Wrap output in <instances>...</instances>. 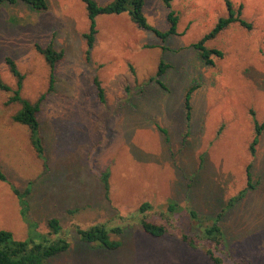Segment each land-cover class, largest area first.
I'll list each match as a JSON object with an SVG mask.
<instances>
[{"label":"rangeland","instance_id":"obj_1","mask_svg":"<svg viewBox=\"0 0 264 264\" xmlns=\"http://www.w3.org/2000/svg\"><path fill=\"white\" fill-rule=\"evenodd\" d=\"M45 2L44 10L23 2L0 5V78L15 89L8 56L24 74L21 96L35 101L45 94L38 119L46 163L28 128L11 118L20 104L6 105L12 93L0 90V147L12 145L11 157L24 159L18 172L2 159L0 167L25 193L37 230L46 232L50 217L71 230L132 213L145 201L156 209L172 198L205 216L220 213L230 255L242 264H264V128L254 155L248 149L252 114L264 120V0H173L170 9L161 0H144L147 21L161 31L169 27L168 10L175 12L176 34L162 42L126 12L101 14L88 57L83 0ZM227 2L242 4L251 28L231 23L207 40L205 46L221 55L205 64L191 44L228 15ZM49 43L63 51L51 91L49 67L35 47ZM161 62L168 65L159 76L163 86L148 82ZM191 86L187 123L183 98ZM105 170L107 194L100 180ZM19 210L18 197L0 180V229L22 240L27 224ZM123 225L118 249L73 239L45 264H211L172 236L155 238L137 224Z\"/></svg>","mask_w":264,"mask_h":264},{"label":"trees","instance_id":"obj_2","mask_svg":"<svg viewBox=\"0 0 264 264\" xmlns=\"http://www.w3.org/2000/svg\"><path fill=\"white\" fill-rule=\"evenodd\" d=\"M173 0H161L166 8L170 9ZM23 2L34 10H44L45 0H0L2 3ZM85 3L86 14L89 22L86 39V54H90L93 47L96 28V17L101 14H120L128 13L131 20L141 29L153 32L162 42L172 34H176L178 17L173 10H168L167 21L169 27L161 31L149 24L143 11L144 0H111L105 4H99L96 0H83ZM228 15L219 17L215 25L204 34L198 41L191 44L197 51L205 64L212 63V56H220L221 52L216 48H208L205 42L217 36L222 30L231 23H238L244 28H251V23L242 17V4L234 8L227 2ZM37 51L43 55L49 67V86L48 91L53 87L54 67L63 57V51L55 49L50 43L45 46L35 45ZM5 63L10 73L15 78V89H12L0 78V90L11 92L5 104L17 102L20 108L12 115V120L23 124L28 128L29 139L37 157L46 163L42 137L40 134V123L38 112L41 108V101L45 94L37 100L30 101L20 94L24 74L20 72L15 61L10 57H5ZM168 65L161 62L155 76L148 82L154 81L163 86L159 76L163 74ZM93 84L99 101H104V90L95 76ZM195 86L187 88L184 93L183 105L187 123L191 119L192 105L191 96ZM253 137L249 143V152L255 153V146L259 141L260 134L264 128V120L259 123L252 114ZM249 165L246 168V178L250 184ZM109 172L105 170L100 175L105 194L108 193ZM0 180L7 182L11 190L19 199V214L27 224V236L25 239L17 240L13 234L4 229H0V264H45L55 255L69 250L73 239L88 243L92 247L105 248L109 250L118 249L121 244V235L124 233L123 224H137L144 233L151 237L172 236L179 242L184 243L191 249L201 251L211 264H242L241 259L232 257L226 250L224 233L220 225L221 214L210 217L200 214L196 209L187 205H181L176 200L169 198L159 208H154L150 202H142L132 213L125 215L117 214L116 218L107 221L97 222L86 227L73 224L72 229L63 228L56 217H50L46 221L47 231L37 230L38 224L29 218L27 206L24 202L25 193L20 192L6 177L0 167ZM239 197H234V200ZM73 213L74 210H70ZM118 220V221H117ZM114 236V237H113Z\"/></svg>","mask_w":264,"mask_h":264},{"label":"crops","instance_id":"obj_3","mask_svg":"<svg viewBox=\"0 0 264 264\" xmlns=\"http://www.w3.org/2000/svg\"><path fill=\"white\" fill-rule=\"evenodd\" d=\"M9 147H0V159L3 160V164L8 167V169L13 170L15 172H18V168L21 166L24 159L21 158V156H14L15 158L11 157V149L13 150V146L8 145ZM12 147V148H11ZM18 154V153H17ZM13 156V154H12ZM14 159V160H13ZM26 162V161H25ZM15 164V165H13ZM13 166V167H11Z\"/></svg>","mask_w":264,"mask_h":264}]
</instances>
